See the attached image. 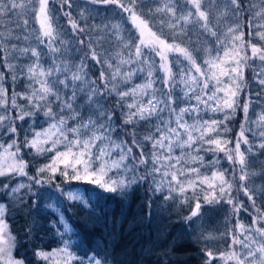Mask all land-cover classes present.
Wrapping results in <instances>:
<instances>
[{"label": "snow or ice", "instance_id": "1", "mask_svg": "<svg viewBox=\"0 0 264 264\" xmlns=\"http://www.w3.org/2000/svg\"><path fill=\"white\" fill-rule=\"evenodd\" d=\"M54 3L55 0H0V66L12 76L9 97L5 73L0 72V137L8 138L0 140V176L16 175L28 180L27 184L14 187L4 184V195L16 198L26 189L35 209L44 189L55 185L56 191L65 193L57 183L59 177H63L65 184L83 181L109 193H123L133 185L151 181L149 188L154 194L164 195L165 200L181 196L182 202L187 201V192L198 197L202 191L205 203H226L237 215L228 250L216 256L211 250L205 251V264H214L217 258L222 264H264V189L257 192L248 187L245 153L241 151L242 144L248 145V152L255 147L246 135L251 129L241 125L234 149L229 147L231 140L222 138V133L230 131L227 128L230 113L239 108V96L246 86V68L253 67L254 81L264 89V44L258 46L251 39L246 43L239 23L240 13L251 14L249 36L255 34L264 40V32L256 31L264 28V23H256L264 21V0L247 7L243 0H151L155 7H149L148 16L143 11L147 6L145 0H83L79 18H74L71 11L74 0H60V11L68 19L72 36L84 34L88 38L90 54L81 56L79 63L69 55L73 51L72 41L66 40L62 26L54 23L56 8L50 7ZM65 5L68 11H64ZM89 5L105 10L109 5L115 6L120 21L126 14L138 33V42L131 34L125 38L115 17L96 24ZM90 19L94 22L91 26L87 23ZM157 20L158 30L152 31ZM34 23L39 24L38 29L30 27ZM227 23L232 26H227L222 38L221 26ZM194 28L198 29L197 39L203 37L206 47L193 46ZM145 33L151 40L145 39ZM92 34H98L95 44ZM112 37L128 53L127 59L121 57L115 65L113 57L102 47ZM79 44L83 46L85 40L81 39ZM169 53H177L176 60ZM24 60L30 63L21 66ZM89 60L93 67L100 66L98 78L94 74L89 78ZM137 74L144 75V82L121 90ZM17 79L27 81L28 91L15 90ZM113 96L117 99L109 107L108 100ZM129 97L131 103L127 102ZM20 101H27V105ZM250 101L251 95L243 104L246 121ZM117 110L123 117V125L115 124ZM41 113L48 127L34 131L31 139L25 133L20 140L23 125L17 122H26ZM217 113H223L224 118L219 119ZM259 120L264 121V114ZM141 121L150 125L143 141L136 131L132 133L131 145L114 138L123 126H136ZM260 136L262 142L258 147L264 149V130ZM148 144L150 152L145 147ZM133 147L139 149V158ZM24 149H31L36 155L48 152L54 155L48 164L37 169L35 176H30ZM201 152L213 153L214 159L206 162ZM221 152L233 165L232 178L228 179V170H214L211 183L206 176L201 179V169L217 168L220 164L215 154ZM237 164L240 188L255 213L249 226L238 219L241 210H248L232 197ZM141 171L143 174H138ZM68 198L84 200L76 192H69ZM257 199L262 201L261 207L257 206ZM18 202L24 204V197L20 196ZM10 207L11 204L0 202V264H25L13 255L16 238L7 221ZM200 208L201 201L197 198L187 219L196 217ZM55 226L61 247L51 252L37 250L38 259L49 264L55 257L63 260V264H107L106 258L95 251L81 256L79 243L73 239L78 234L63 217Z\"/></svg>", "mask_w": 264, "mask_h": 264}, {"label": "trees", "instance_id": "2", "mask_svg": "<svg viewBox=\"0 0 264 264\" xmlns=\"http://www.w3.org/2000/svg\"><path fill=\"white\" fill-rule=\"evenodd\" d=\"M145 2L147 6L143 11L145 16H148L149 7L154 8L155 5L151 4V0H145ZM243 3L246 7L253 3L259 5L260 0H243ZM50 7L56 8L54 23L62 26L64 32L67 34L64 38L72 41L73 51L69 55L73 57L75 63H79L81 56H84L85 53L90 54L88 38L84 34L72 36V29L68 24V19L60 11V0H55V3L51 4ZM81 7H83V0H74V6L71 9L74 18H79ZM88 7L91 9L92 16L95 17L96 24L104 20H112L115 17L116 21L121 23L125 38L131 34L133 39H136L138 42V33L135 31L131 21L127 18L126 14H124V20L120 21L119 10L115 6L109 5L106 10L103 7L97 9L96 6L92 5ZM259 10V7H257L256 11ZM64 11H68L66 5ZM239 15L241 17L239 23L242 26L241 30L244 32L245 42L247 43L251 39L258 46L264 44V40H261L258 35L253 34L251 37L249 36L248 20L251 14L245 15L244 13H240ZM87 23L91 26L94 22L90 19ZM154 23L157 24V27L153 28L152 31H157L159 21H154ZM213 23H215V17H213ZM256 23H264V21H257ZM81 24L83 25V21H81ZM227 26L232 25L227 23L221 26L222 38L223 32L227 30ZM30 27L38 29L39 24L34 23ZM256 31L264 32V28H258ZM192 32L193 46L200 47L203 45L206 47L207 45L203 37L197 39L198 29L194 28ZM81 39L85 40L83 46L79 44ZM97 39L98 34L91 35L93 44H95ZM145 39L151 40V37L145 33ZM169 42H171L170 39ZM212 43H215V41L212 40ZM102 47L107 51L108 55L113 57L112 62L114 65L118 63L121 57L127 59V50L122 49V46L116 42L114 37L106 40ZM75 49H79V51L77 52ZM97 50L101 49L98 48ZM247 53L250 56L248 50ZM169 56L173 60H176L178 54L169 53ZM180 59H183V57H180ZM203 59L204 56L201 54V63ZM156 60L158 62L159 58L156 57ZM28 63L30 61L24 60L21 66ZM259 63L255 62L257 65ZM105 67L107 66L105 65ZM88 69L89 78H92L93 74L96 78L99 77L101 71L99 65L93 67V62L89 60ZM0 72L5 73V87L8 88L10 97L12 94L11 73L2 66H0ZM254 76L255 73L252 66L245 69L244 78L246 86L241 91V93L246 95L247 101H249V96L251 95L250 102L253 107L255 104L260 103L261 100L259 98H261L260 95L263 93L260 85L255 83ZM143 82L144 75L137 74L133 77L132 82L121 90H127V88L134 87ZM15 90L20 93L28 91L27 81L17 79ZM258 90H260L259 96H257ZM116 99L117 97L113 96L108 100V106H114ZM127 102L131 103L132 97H129ZM9 103H11L10 99ZM20 103L27 105V101H20ZM242 112L243 109L239 105L237 113L230 114V119L227 122V128L230 131L222 133V138L231 140L232 144L229 147L234 148L241 125H245L251 129V132L246 133V135L255 147L252 152H248V145L242 144L241 151L245 153V171L252 175V179H248L247 181L248 187L259 192V190L264 189V149L258 147L259 143L256 142V133L250 123L246 121L245 114ZM12 115L15 116V112ZM216 115L221 120L224 118L223 113H217ZM242 119L243 121H241ZM17 123H22L23 125L20 131V140L24 139L25 133L28 134V139H31L34 131H41L48 127L44 122L42 113L35 118L28 119L26 122ZM154 123L155 121H153ZM189 123H192L191 119H189ZM115 124L118 126L123 125V117L120 115L119 110L116 113ZM149 127L150 125L143 121L136 126L126 125L114 134V138L118 142L125 140L131 145L133 131H136L138 139L143 141L144 136L148 134L147 129ZM0 140H8V138L0 137ZM145 147L150 152L151 145L148 144ZM61 150L63 149L61 148ZM133 151L140 155L139 149L136 147H133ZM176 154L179 155V150H177ZM200 154L205 157L206 162H211L214 159V154L211 152H201ZM53 155V152L36 155L31 149H24L23 157L29 165L27 168L28 175L35 176L37 169L48 164ZM215 155L218 156L220 164L217 168L201 169V174L210 176L214 170H228V176L230 173H233V166L228 162L224 153H216ZM236 169L240 171V166L236 165ZM138 174L142 175L143 172L141 171ZM20 183L27 184L28 182L23 177L16 175L1 177L0 202L11 204L7 212V221L12 235L16 238L14 256L17 259H22L25 264H49L48 261L38 259L35 253L37 250L51 252L53 249L61 247L60 238L57 235V226H55L61 217L65 221H68L73 232L78 234L73 239L79 243V253L81 256L95 251L99 257L106 258L107 264H205V251L211 250L214 256H216L218 253L228 250L227 246L230 244L231 232L229 224L232 226L237 220V215H234L233 212L232 215L230 214L229 207L231 208L232 206L226 203L219 204L218 210L207 214L208 211L205 209L211 205L207 206L206 204L208 203L201 200V211L199 210V214L189 221L187 218L194 209L196 196L187 192L188 199L186 202H182L184 201V197L181 196H178L175 200H165L164 195L154 194L150 190L149 184L151 181L148 184L133 185L123 193H109L104 192L96 185L83 181H72L65 184L63 177H59L57 183L61 184L65 193L62 195L59 191H56L55 185L52 186L54 189H44L40 197V203L35 209H33L32 200L28 199L26 189L17 194L16 198L4 195V184L14 187ZM241 191L243 200L240 203H243L245 209L248 211L241 210L238 213V219L240 223L247 225L251 224L252 215L255 213L252 211L251 201L247 199L242 189ZM69 192L81 194L84 200H70L68 198ZM20 196L24 197V204L18 202ZM84 201H87V203ZM256 204L258 207H261L262 201L257 199ZM214 225H216L217 232L223 234V240L208 236V233L213 231ZM225 227L228 228L226 231H224ZM66 235H70V233ZM217 263H219V260L216 259L214 264ZM50 264H63V260L55 257Z\"/></svg>", "mask_w": 264, "mask_h": 264}, {"label": "rangeland", "instance_id": "3", "mask_svg": "<svg viewBox=\"0 0 264 264\" xmlns=\"http://www.w3.org/2000/svg\"><path fill=\"white\" fill-rule=\"evenodd\" d=\"M247 50L249 51V54L251 56L250 49H247ZM255 62H259V61L257 60ZM257 85H259V84H257ZM261 93H262V91H261ZM260 96H261V98H259V100H261V101H260L259 104H255L254 107H253V105L250 102V107H249V111H248V114H247V122L250 123L252 129L256 133V134L255 133L254 134H255L256 142L257 143H261L262 142L261 141L260 133H261L262 130H264V128L258 127V123H257V122H259L261 125H264V121H260L259 120L261 114H264V103H263L264 102V89H263V93ZM246 101H247L246 95H244L243 93H240V96H239V105H240V107L242 109H243V104ZM236 113H237V110L235 112H231L230 114H236ZM242 113H244V112H242ZM242 113H241V115H242ZM241 121H243V119ZM134 153H135L136 157L139 158V154H137L136 152H134ZM237 166H239V165L237 164ZM26 171H27V169H26ZM232 175H233V173H230L229 176H228V179H231L232 178ZM239 175H240V171H237V169L235 167L236 185L233 188L232 197H233L235 203H237V201H239V203H237V204H240V201L243 200V196L241 195L242 194V191H241V188H240ZM205 176L208 177V182L211 183L212 182V179H211L212 178V175L207 176V175L201 174V177L200 178L203 179ZM1 177H3V176H0V178ZM251 177H252V175L249 174V180L252 179ZM23 178L27 180V177H23ZM192 179H195V177H192ZM27 182H28V180H27ZM166 192H167V190H166ZM189 192L192 193L191 191H189ZM204 195H205V193L201 191V192L198 193V197L196 196V199L198 198L200 201L201 200H204ZM196 199L194 200L195 201V204H196ZM201 204H202V202H201ZM206 205L207 206L211 205L207 209H205L206 211H208L207 214H210V212H212V211L218 210L217 207H219V204H215V203H210V204L208 203ZM194 208H195V206H194ZM229 209H230V214L232 215L233 208L232 207L231 208L229 207ZM200 211H201V209H200ZM241 224H243V223H241ZM243 225L249 226L251 224H247V225L246 224H243ZM234 226H235V222H234V224H232V226H231V224H229L230 230H232L234 228ZM227 229L228 228L225 227L224 228V231H226ZM208 236H210V238H213V237L218 238L219 240H223V237H224L222 233L217 232L216 225L213 226V231L212 232L210 231L208 233ZM230 244H231V235H230ZM13 255H14V251H13ZM217 260H219V259L217 258ZM217 264H222V261L219 260V263H217Z\"/></svg>", "mask_w": 264, "mask_h": 264}]
</instances>
